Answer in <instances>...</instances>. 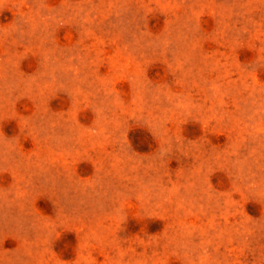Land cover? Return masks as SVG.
Wrapping results in <instances>:
<instances>
[{"label":"rangeland","instance_id":"obj_1","mask_svg":"<svg viewBox=\"0 0 264 264\" xmlns=\"http://www.w3.org/2000/svg\"><path fill=\"white\" fill-rule=\"evenodd\" d=\"M0 264H264V0H0Z\"/></svg>","mask_w":264,"mask_h":264}]
</instances>
